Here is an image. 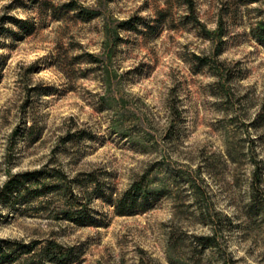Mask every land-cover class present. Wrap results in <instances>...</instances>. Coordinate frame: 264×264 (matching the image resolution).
I'll use <instances>...</instances> for the list:
<instances>
[{"label": "rangeland", "instance_id": "rangeland-1", "mask_svg": "<svg viewBox=\"0 0 264 264\" xmlns=\"http://www.w3.org/2000/svg\"><path fill=\"white\" fill-rule=\"evenodd\" d=\"M263 21L264 0H0V262L55 241L59 264H264Z\"/></svg>", "mask_w": 264, "mask_h": 264}, {"label": "trees", "instance_id": "trees-1", "mask_svg": "<svg viewBox=\"0 0 264 264\" xmlns=\"http://www.w3.org/2000/svg\"><path fill=\"white\" fill-rule=\"evenodd\" d=\"M189 4L191 5V9H192L193 8L192 2L189 1ZM130 23L131 21L125 22V24L127 25ZM259 29L262 35L261 37L264 40V21L259 25ZM200 60L205 61L204 58H200ZM40 173L41 172H29V173L14 175L13 177L10 178L8 183L5 185V188L2 190V196L10 197L13 196L14 194L16 195L19 194L21 189L25 186V183L30 182L32 180H36V178L40 176ZM132 189L135 192H141L142 186L139 183H135ZM201 240L205 241L204 242L205 245L209 244L211 246L215 240V236L213 235V236L203 237ZM37 244L38 241H34L31 244V246L28 248V251L26 252L32 254V252L34 251L33 248ZM10 248L11 247L4 248L2 247V245H0V259L10 257V255H8L9 254L8 250ZM35 254L36 252H33L32 255L27 256L26 258L22 259V261H18V263H9V264H39L40 262H42V264H46L47 262L52 264H59L64 262L68 258L69 251L63 249V247L59 245L57 242L50 241L48 242V245L42 249V260L36 258L37 256ZM0 263L3 264L2 262Z\"/></svg>", "mask_w": 264, "mask_h": 264}]
</instances>
